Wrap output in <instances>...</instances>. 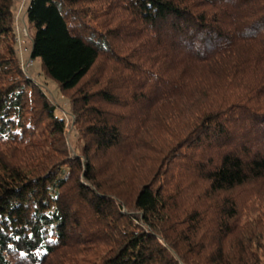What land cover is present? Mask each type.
Masks as SVG:
<instances>
[{"label": "trees", "instance_id": "trees-1", "mask_svg": "<svg viewBox=\"0 0 264 264\" xmlns=\"http://www.w3.org/2000/svg\"><path fill=\"white\" fill-rule=\"evenodd\" d=\"M14 6L0 264H264V0H31V56L69 95L82 154L23 68Z\"/></svg>", "mask_w": 264, "mask_h": 264}, {"label": "rangeland", "instance_id": "rangeland-1", "mask_svg": "<svg viewBox=\"0 0 264 264\" xmlns=\"http://www.w3.org/2000/svg\"><path fill=\"white\" fill-rule=\"evenodd\" d=\"M31 0H15V18L16 31L18 35V52L26 74L35 82L41 84L48 93L52 101L56 104V114L65 118L67 122L66 139L73 152H83L84 140L81 135L80 127L76 124V115L72 111L69 95L63 93L58 83L51 77L47 76L42 69V62L39 57L32 58V36L35 31L32 23L28 20L27 9ZM109 156L104 158V163ZM113 160V159H112ZM106 162L102 165V170L115 175L114 177L126 176L130 173L128 167L118 168V161L113 163ZM106 168V169H105ZM119 179V178H117Z\"/></svg>", "mask_w": 264, "mask_h": 264}]
</instances>
